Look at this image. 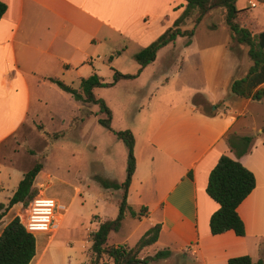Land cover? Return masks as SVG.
<instances>
[{"label": "crops", "instance_id": "obj_1", "mask_svg": "<svg viewBox=\"0 0 264 264\" xmlns=\"http://www.w3.org/2000/svg\"><path fill=\"white\" fill-rule=\"evenodd\" d=\"M0 1L6 5L0 19V149L3 153L9 151V142L29 119L41 117L48 103L45 90L64 92L49 77L65 81L70 75L77 79L79 87L80 80L94 72V57L104 56L111 61L123 54L134 57L171 27L185 6L184 0ZM235 6L242 11L239 14L242 26L253 35L264 31V0H235ZM195 16L196 12L186 23ZM222 27L223 37L209 44H196L191 36L189 43L182 42L177 51V38L182 37L177 36L158 50H167L168 54L176 51L181 57L180 66L173 70L179 88L172 87L160 96L155 94L138 110L139 118H134L129 128L134 135L135 171L127 202L135 210L142 206L146 210L140 218L127 214L125 218L138 220L137 223L121 240L109 242L110 234L116 232L111 231L107 244L132 246L147 229L159 224L156 242L145 247L140 258L154 255L155 250L151 254L149 250L156 243L169 250L170 255L149 264H227L228 258L245 254L264 264V132L242 121L247 115H254L251 108L264 103L229 93L231 81L244 77L252 61L248 46L231 37L224 16ZM157 53L139 75L155 62ZM114 69L128 74L123 68ZM170 84V80H165L160 87L168 90ZM178 90H185L189 97L177 96ZM195 96L209 103L210 111L193 104ZM76 102L81 108L84 106ZM89 112L80 117L81 134L87 133L100 117L97 112ZM112 119L113 112L111 122ZM250 129L253 130L249 132ZM229 132L254 135L250 151L238 158L255 176V187L237 208L245 225L244 236L233 231L212 235L209 231V218L219 205L206 192L208 175L220 155L236 158L226 141ZM24 173L23 168L0 157V190L11 191L0 195V203L7 204ZM51 179L43 168L33 186L45 195ZM99 198L105 208L112 205L103 193L96 200ZM21 207L22 203H16L1 217L0 234L15 216L22 221ZM69 208L70 203L62 212L57 210L50 240L65 221ZM103 220L100 214L95 215L94 222L90 218L95 227L88 231H95ZM128 239L134 242L129 244ZM87 240L91 245V237ZM49 247V243L41 249L36 245L29 264H40ZM104 261L111 264L107 257Z\"/></svg>", "mask_w": 264, "mask_h": 264}, {"label": "rangeland", "instance_id": "obj_2", "mask_svg": "<svg viewBox=\"0 0 264 264\" xmlns=\"http://www.w3.org/2000/svg\"><path fill=\"white\" fill-rule=\"evenodd\" d=\"M223 16L224 8L219 7L207 13L199 24H195L194 20L186 23L191 19L188 17L180 27L190 24L186 29H193L191 36H194L195 43L209 44L212 40L223 37ZM191 36L177 38V51L181 48L182 42H186ZM166 52L167 50H160L155 62L143 74H138L134 78L119 79L109 87L93 89L94 95L103 99L113 112L111 131L97 122L88 129L87 133L81 134L80 117L90 113L89 110L103 117L104 115L99 112V106L83 104L81 108L71 94L46 89L48 103L41 111V117L33 121L29 119L27 124L19 129L9 142V151L3 153L2 148L0 149V157H3L4 161H11L25 172L36 162H41L46 173L52 176L50 185L44 190L45 195L58 199L60 204L57 210L61 212L65 205L70 203L69 213L52 240L49 234H53L55 229L47 235L34 236L39 249L44 248L48 243L50 246L40 264H93L94 258L87 240L91 232L88 230L95 227L93 222L96 214H100L103 219H114L117 216L116 201L121 195V190L102 188L96 178L99 175L106 179L124 181L127 148L116 136L115 131L129 129L133 125L134 118H139L138 110L155 94L160 96L172 87L179 88L176 84L178 76L174 75L173 70L180 66L181 57L176 51L170 54ZM93 64L94 71L107 82L113 79L116 70L114 67L123 68L128 74H136L139 68L134 57L128 54L115 57L114 61L104 56L94 57ZM64 80L63 82L78 88L77 79L74 77L67 75ZM71 80H74V83H71ZM165 80L171 81L168 90L160 87L161 82ZM175 94L189 97L185 90H178ZM192 102L199 108L210 111L209 103L201 96H195ZM250 110L254 115H247L242 121L258 127L259 132L264 124V106H255ZM251 130L253 129L249 132ZM91 145L94 148H91ZM38 187L43 188V185ZM34 188L37 191L36 195L39 194L38 188ZM10 192V189L0 190V195L4 196ZM102 193L107 202L112 204L110 207L105 208L101 198L96 200ZM25 208L26 206L20 208L21 215H24ZM90 218L92 223L89 222ZM137 221L133 218H125L119 230L110 234L109 242L126 238L130 228ZM133 242L132 239H128L129 244ZM163 249L160 243H156L150 248L149 253L151 254L152 250L156 253ZM97 264L109 263L101 260Z\"/></svg>", "mask_w": 264, "mask_h": 264}, {"label": "trees", "instance_id": "obj_3", "mask_svg": "<svg viewBox=\"0 0 264 264\" xmlns=\"http://www.w3.org/2000/svg\"><path fill=\"white\" fill-rule=\"evenodd\" d=\"M185 6L182 14L175 20L173 25L162 32L148 46L142 48L134 55L139 68L136 74H123L114 70L112 81H104L95 71L80 80L78 89L65 84L63 81L49 77L61 90L71 94L73 98L84 104H97L103 117L98 118V123L107 130L111 128L112 111L103 99L97 98L93 89L96 87H109L119 79L134 78L144 67L151 63L159 49L173 42L177 36H191L193 29L182 30L180 25L193 16L197 24L203 16L214 8L225 9L224 19L231 37L238 43L248 46V56L252 61L246 75L234 79L229 85V93L241 97L250 98L253 101L264 103V31L252 34L242 26L239 14L242 12L235 6V0H184ZM6 5L0 1V19L5 13ZM189 43V40L186 44ZM197 105V104H196ZM89 115V113L87 114ZM264 132V126L261 128ZM127 148V164L125 179L119 183L113 179H106L98 175L96 180L105 189L121 190L117 202L118 213L114 219L100 221L97 229L90 234V250L94 258L93 264L111 259V264H149L151 261L166 258L170 255L167 249L159 250L152 256L140 258L141 251L156 242L160 225L156 224L147 229L134 245L126 244L108 245L107 238L111 231H118L125 216L140 218L144 215L146 207L138 210L133 209L127 202V194L132 175L135 171L134 135L130 129L115 131ZM226 141L233 150L236 158L222 154L216 164L210 170L206 185V192L219 205L209 218V231L212 235L233 231L237 236L245 235V225L238 214L237 208L255 187V176L251 170L245 167L239 157L248 153L254 141V135L240 136L233 132L226 134ZM43 169L41 162L33 164L32 168L23 174L17 188L9 198L7 204L0 203V219L5 212L14 204L22 203L27 206L37 191L33 186L36 175ZM36 253V242L33 234L26 231L20 218L15 216L3 228L0 234V264H29ZM227 264H263L262 260L253 261L245 254L230 257Z\"/></svg>", "mask_w": 264, "mask_h": 264}, {"label": "built area", "instance_id": "obj_4", "mask_svg": "<svg viewBox=\"0 0 264 264\" xmlns=\"http://www.w3.org/2000/svg\"><path fill=\"white\" fill-rule=\"evenodd\" d=\"M57 207L58 202L52 196L43 194L33 196L22 215L21 222L26 231L34 236L50 233L57 222Z\"/></svg>", "mask_w": 264, "mask_h": 264}]
</instances>
